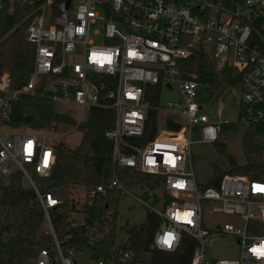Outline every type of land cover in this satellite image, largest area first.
<instances>
[{
	"label": "built area",
	"instance_id": "2783aa9c",
	"mask_svg": "<svg viewBox=\"0 0 264 264\" xmlns=\"http://www.w3.org/2000/svg\"><path fill=\"white\" fill-rule=\"evenodd\" d=\"M14 5L32 9L23 31V40L33 48L32 70L16 89L10 75L0 71V178L19 172L43 212L52 245L38 250L33 264H75L82 253L56 239L48 217L47 210L60 205L63 190L56 187L41 194L31 176L49 177L54 144L76 131L89 109L114 114L112 127L103 132L111 145L112 167L102 184L84 189L81 206L73 205L69 228L84 223L88 215L81 210L95 199L110 192L127 195L117 171L130 169L160 178V208L151 197L132 196L158 219L151 248L173 253L187 235L195 243L187 264H264V182L224 174L213 186L195 183L189 163L192 132L198 131L197 142L214 143L220 127L229 123H210L200 113L195 99L202 84L193 75L182 79L178 64L201 52L215 71L229 67L239 73L241 87L227 88L238 91L245 108L238 124L245 128L260 120L264 0H0V10L8 13ZM172 83L177 84L180 101L160 106L158 93L151 90L159 86L158 91H171ZM20 96L73 108L78 120L67 130L61 122L39 132L16 129L11 114ZM150 111L157 113L156 133L138 146L134 140L142 136ZM160 112L178 120L164 117L160 125ZM167 122L178 124L179 130H167ZM78 212L80 222L72 217ZM211 235L236 237L237 258L208 259L205 247ZM126 246L115 243L109 256L93 259L94 264H134Z\"/></svg>",
	"mask_w": 264,
	"mask_h": 264
},
{
	"label": "trees",
	"instance_id": "16d2710c",
	"mask_svg": "<svg viewBox=\"0 0 264 264\" xmlns=\"http://www.w3.org/2000/svg\"><path fill=\"white\" fill-rule=\"evenodd\" d=\"M31 12V7L25 5H14L12 13H8L6 8L0 10V71L10 75L14 89L29 79L32 70L33 48L23 40V31ZM178 64L182 79L195 76L197 82L209 86L214 99L227 88L241 87L239 73L229 67L215 71L207 56L201 52H194ZM158 87L151 91L158 93ZM151 99L152 103H156V99ZM244 114V106L238 103V118ZM156 118L157 113L150 111L142 136L134 140L136 145L142 146L155 135ZM113 119L112 110L89 109L84 120L77 126L81 136L79 143L73 148L62 142L55 143V163L49 177L42 179L31 176L41 194L56 187L63 190L60 205L47 210L54 235L67 248L78 252L88 250L92 259L107 258L110 247L115 244L116 213L108 208L106 201L109 194H117L110 192L95 199L90 206H84L81 212L88 215L84 223L69 228L70 213L73 205L77 204L69 197V193L76 187L87 189L102 184L110 174L111 145L103 137V132L112 127ZM52 122L74 124L69 116L57 113L51 102L38 96H20L12 107L11 124L16 129L39 132L46 130ZM243 129L240 145L244 163L234 165V160L226 154L224 146L215 145L216 152L226 159L229 169L226 172L214 169L212 178L199 187L215 185L224 174L244 175L250 180L264 182V116ZM254 138L259 139L258 145L253 142ZM117 174L120 180L131 178L148 187L160 182L159 177L130 169L118 170ZM3 180L0 178V264H33L37 251L49 249L52 245L49 233L41 231V227L46 228L43 212L32 189L19 172L6 178V183ZM16 211H19L20 218L5 225L4 221L9 214ZM157 226L158 219L147 213L143 224L126 229L127 246L124 250L130 253L132 262L187 264L194 241L182 235L173 253L157 251L150 247ZM67 236L69 239L64 242Z\"/></svg>",
	"mask_w": 264,
	"mask_h": 264
},
{
	"label": "rangeland",
	"instance_id": "374dc122",
	"mask_svg": "<svg viewBox=\"0 0 264 264\" xmlns=\"http://www.w3.org/2000/svg\"><path fill=\"white\" fill-rule=\"evenodd\" d=\"M194 78L196 79L195 76ZM171 87V91L164 87L159 88L158 104L160 106H165L167 102L180 101L177 84L172 83ZM238 96V91L226 89L221 96L214 99L207 84H202L197 89L195 103L201 107L200 113L204 114L210 123H222L225 120L229 123L228 125H222L220 127L217 133V140L214 143H199L197 142L199 140L198 131L192 132L190 139L193 143L189 146V163L194 181L197 185H203L209 181L212 178L214 169H217L219 172H226L229 169L226 159L216 152L215 145L221 144L224 146L226 154L234 160V165L238 166L244 163L240 145V137L244 134V129L238 124V103H240V101H238ZM53 108L57 113L69 116L74 120V124L76 123L78 113H76L73 108L61 104H54ZM164 117L178 120L176 115L160 112L157 119L160 125ZM61 123L63 124V122ZM74 124L65 123L62 127L67 130ZM78 130L77 128L76 131L66 136L62 143L69 148L75 147L79 143L81 137ZM253 142L258 145L259 139L254 138ZM6 181V179L3 180L4 183H6ZM121 185L128 194L123 196L109 194L106 201L108 208L116 213L115 243L117 245L125 244L127 242L126 229L131 226L143 224L147 215L146 211L134 198H132V196L136 198L151 197L156 200L155 206L157 208L161 206L160 200L162 196V187L160 185L148 187L144 183L131 178L122 179ZM83 191V187H76L73 190L71 189L69 193V197L73 198L78 206H81ZM77 209H79V207ZM72 217L77 222L81 221L79 212L72 214ZM19 218V211L10 213L8 218L4 221V224L10 225ZM41 231H46L48 233L47 227H41ZM209 239L211 240V244L205 247V253L208 259L233 260L237 258L238 245L236 237L232 235H225L224 237L211 235ZM75 264H94V260L90 257V252L84 250L80 256L76 258Z\"/></svg>",
	"mask_w": 264,
	"mask_h": 264
},
{
	"label": "water",
	"instance_id": "95a60500",
	"mask_svg": "<svg viewBox=\"0 0 264 264\" xmlns=\"http://www.w3.org/2000/svg\"><path fill=\"white\" fill-rule=\"evenodd\" d=\"M166 128H167V130H169V131H174V132H176V131L179 130V125L176 124V123L167 122V123H166Z\"/></svg>",
	"mask_w": 264,
	"mask_h": 264
}]
</instances>
